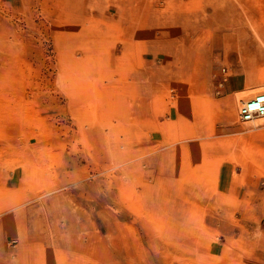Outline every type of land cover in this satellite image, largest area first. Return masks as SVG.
<instances>
[{
  "label": "rangeland",
  "instance_id": "374dc122",
  "mask_svg": "<svg viewBox=\"0 0 264 264\" xmlns=\"http://www.w3.org/2000/svg\"><path fill=\"white\" fill-rule=\"evenodd\" d=\"M259 40L264 0H0V264H264Z\"/></svg>",
  "mask_w": 264,
  "mask_h": 264
},
{
  "label": "built area",
  "instance_id": "2783aa9c",
  "mask_svg": "<svg viewBox=\"0 0 264 264\" xmlns=\"http://www.w3.org/2000/svg\"><path fill=\"white\" fill-rule=\"evenodd\" d=\"M219 81L215 87V95H219L222 91L224 83L227 81L226 69H221ZM238 120L242 122H250L256 117H264V92L257 94L248 102L242 104L237 111Z\"/></svg>",
  "mask_w": 264,
  "mask_h": 264
},
{
  "label": "bare ground",
  "instance_id": "6f19581e",
  "mask_svg": "<svg viewBox=\"0 0 264 264\" xmlns=\"http://www.w3.org/2000/svg\"><path fill=\"white\" fill-rule=\"evenodd\" d=\"M261 46L264 48V44L259 40ZM261 75H264V69L260 71ZM251 80V79H250ZM264 92V84H251L246 86L243 89H238L236 91H234V102H235V106L232 105V103L230 102H226L227 108L231 109V110H235V112H237L238 108L248 102L250 99H252L253 97H255L257 94L263 93ZM240 121V120H239ZM242 122V121H240ZM264 122V117H256L254 118L252 121L250 122H242L244 124H253L255 126H258L260 124H262Z\"/></svg>",
  "mask_w": 264,
  "mask_h": 264
}]
</instances>
